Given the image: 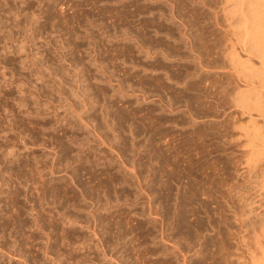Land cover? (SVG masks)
I'll return each instance as SVG.
<instances>
[{"label":"rangeland","instance_id":"rangeland-1","mask_svg":"<svg viewBox=\"0 0 264 264\" xmlns=\"http://www.w3.org/2000/svg\"><path fill=\"white\" fill-rule=\"evenodd\" d=\"M215 1L0 0V242L8 247L6 254L1 251L0 264H181L182 259L197 264L192 257L196 238L193 243L181 237L173 217L186 191L191 214L194 208L192 220L202 216L207 221V205L212 215L216 210L215 222L223 213L229 222L231 246L224 251L215 250L216 245L214 251L208 242L203 264H235L233 257L241 249L236 235L248 224L249 230L256 223L258 227L264 202L230 189L239 175L227 159L238 148L227 143L231 124L226 118L232 109L224 97L220 103L214 100V90L227 82L226 69L216 66L224 59L214 53L212 30L218 27L217 33L224 35L225 26L224 11H219L223 0ZM192 187L209 189L198 194ZM208 193H214L212 198ZM215 195V200L229 198L216 203ZM151 208L157 213L154 226ZM233 210L243 212L236 216L241 224ZM36 215L43 217V227L35 222ZM69 215L78 220L70 217L71 223ZM206 225L204 235L221 240ZM164 232L176 234L175 245Z\"/></svg>","mask_w":264,"mask_h":264},{"label":"bare ground","instance_id":"bare-ground-1","mask_svg":"<svg viewBox=\"0 0 264 264\" xmlns=\"http://www.w3.org/2000/svg\"><path fill=\"white\" fill-rule=\"evenodd\" d=\"M215 1V0H214ZM222 1V0H221ZM216 2V1H215ZM215 6V5H214ZM220 6H222V7H220L219 9V11H221V10H223L224 11V13H222L221 12V14H223V16L225 17L224 19H222V20H225V26L223 27V28H221L220 30L224 33V35L222 34V35H220L219 33H217V29H218V27H215V29L216 30H212V34L214 35V39H215V45H214V47L217 49V51L215 52L214 51V53H215V56L216 55H218L217 57L219 58V55L221 56V57H223V62L222 63H219V64H216V66H220L221 68H220V70L221 69H223V68H225L226 70H224V71H226L225 73H226V76H227V82H226V84H225V86H221L222 87V89H219V90H221V91H219V90H217V91H215L214 90V100L216 99V101H215V103L217 102H219L220 103V98H222V97H224V99H226V103H228V107L227 108H229L228 110H230V109H232V112H231V118L230 119H228V118H226L229 122H230V127H231V134H230V137L227 139L228 140V144L230 145V146H232V147H236V151L237 152H235L234 150H230L229 151V156H228V159H227V161H228V163H232L233 165H234V167H236L235 168V171H236V173L239 175V181H237V182H235V184H233V185H231V191H232V189L233 190H235V191H237V192H243L246 196L248 195V194H250V195H253L252 197H253V200L254 199H256L257 201H263L264 202V0H223V2H222V5L220 4ZM215 8V7H214ZM217 8V7H216ZM213 9V8H212ZM216 10V9H215ZM218 11V10H217ZM219 11H218V13H219ZM179 14V13H178ZM214 14H216L215 12H214ZM174 15V14H173ZM216 16H217V14H216ZM216 16H214L215 18H216ZM219 16H220V14H219ZM152 20V19H151ZM216 21V20H215ZM151 22V21H150ZM216 22H218V21H216ZM219 24H220V22H218ZM222 23V22H221ZM216 25L217 26H219L217 23H216ZM215 25V26H216ZM223 26V25H222ZM219 27H221V26H219ZM218 34H219V36H218ZM134 36V35H133ZM223 37V39L221 40V38ZM187 38V37H186ZM199 38V37H198ZM214 39H213V41H214ZM196 53V52H195ZM170 57V56H169ZM188 57V56H187ZM220 59V58H219ZM217 61H219L218 59H216ZM215 61V60H214ZM221 62V61H220ZM166 63V62H165ZM214 64V65H215ZM151 65V64H150ZM212 66V65H211ZM223 71V70H222ZM137 76V75H136ZM219 79V78H218ZM220 80V79H219ZM108 81V80H107ZM161 81V80H160ZM205 81V80H204ZM213 82H215V81H213ZM220 82V81H219ZM216 85H217V83H216ZM206 86V85H205ZM218 87V86H217ZM216 87V88H217ZM204 89V88H203ZM76 92V91H75ZM77 94V93H76ZM212 96V95H211ZM196 97V96H195ZM81 98V97H80ZM223 101V100H222ZM223 101V102H224ZM214 103V104H215ZM212 104V103H211ZM218 105V104H217ZM87 107V106H86ZM129 111V110H128ZM215 114V113H214ZM127 115V114H126ZM87 116V115H86ZM210 116V115H209ZM227 116V115H226ZM228 117V116H227ZM224 119V118H223ZM7 120V119H6ZM10 121V120H9ZM7 123V122H6ZM108 123V122H107ZM229 124V123H228ZM67 125V124H66ZM227 125V124H226ZM111 127V126H110ZM12 128V127H11ZM46 128V127H45ZM1 130V129H0ZM227 130H229V129H227ZM237 131V132H236ZM100 133V132H99ZM228 133V132H227ZM230 133V132H229ZM40 134V133H39ZM2 135H3V133H2ZM22 135V134H21ZM82 135V134H81ZM75 136V135H74ZM99 136V135H98ZM1 138V137H0ZM4 139V138H3ZM190 139V138H189ZM9 140H11V139H9ZM50 140V139H49ZM62 140V139H61ZM200 140V139H199ZM198 140V141H199ZM57 141V140H56ZM59 141V140H58ZM63 141V140H62ZM69 141V140H68ZM191 141V140H190ZM204 141V140H203ZM208 141V140H207ZM3 142V141H2ZM21 142V141H20ZM102 142V141H101ZM201 142V141H200ZM219 142V141H218ZM222 142V141H221ZM220 142V143H221ZM62 143V142H61ZM34 144V143H33ZM57 144V143H56ZM103 144V143H102ZM214 144V143H213ZM14 145V144H13ZM26 145H27V143H26ZM200 145V144H199ZM5 146V145H4ZM23 146H25V145H23ZM53 146V145H52ZM216 146H218L217 144H216ZM228 146V145H227ZM3 147V146H2ZM8 147V146H7ZM15 147V146H14ZM64 147V146H63ZM44 148V147H43ZM190 148V147H189ZM201 148V147H200ZM209 148V147H208ZM8 149V148H7ZM130 149V148H129ZM151 149H153V148H151ZM205 149H207V148H205ZM215 149V148H214ZM217 149V148H216ZM230 149V148H229ZM48 150V149H47ZM62 150V149H61ZM73 150V149H72ZM78 152V151H77ZM12 153V152H11ZM14 153V152H13ZM157 153V152H156ZM187 153V152H186ZM189 153V152H188ZM199 153V152H198ZM17 154V153H16ZM38 154V153H37ZM14 155V154H13ZM34 155V154H33ZM110 155V154H109ZM108 155V156H109ZM117 155H118V153H117ZM154 155V154H153ZM156 155V154H155ZM154 155V156H155ZM12 156V155H11ZM17 156V155H16ZM111 156V155H110ZM157 156V155H156ZM159 156V155H158ZM203 156V155H202ZM46 157V156H45ZM117 157V156H116ZM172 157V156H171ZM30 158V157H29ZM47 158V157H46ZM153 159V158H152ZM32 160H34V159H32ZM69 160V159H68ZM80 160V159H79ZM122 160V159H121ZM120 160V161H121ZM190 160V159H189ZM204 160H206V159H204ZM217 160V159H216ZM10 161V160H9ZM36 161V160H35ZM44 161H45V159H44ZM52 161V160H51ZM156 161V160H155ZM213 161V160H212ZM34 162V161H33ZM43 162V161H42ZM53 162V161H52ZM187 162V161H186ZM208 162V161H207ZM45 163V162H44ZM58 163V162H57ZM77 163H78V161H77ZM91 163V162H90ZM33 164V163H32ZM39 164V163H38ZM37 164V165H38ZM50 164V163H49ZM163 164V163H162ZM196 164V163H195ZM201 164V163H200ZM23 165V164H22ZM43 165V164H42ZM64 165V164H63ZM202 165V164H201ZM216 165V164H215ZM28 166V165H27ZM34 167H35V164L33 165ZM41 166V165H40ZM68 166V165H67ZM203 166V165H202ZM32 167V166H31ZM44 167V166H43ZM156 167V166H155ZM175 167V166H174ZM209 167V166H208ZM13 168V167H12ZM26 168H28V167H26ZM30 168V167H29ZM38 168V167H37ZM42 168V167H41ZM129 169H131L130 167H128ZM187 168V167H186ZM200 168V167H199ZM19 169V168H18ZM132 169H133V167H132ZM135 169V168H134ZM162 169V168H161ZM171 169V168H170ZM220 169V168H219ZM22 170V169H21ZM36 169H34V171H35ZM42 170H44L43 168H42ZM49 170H51V169H49ZM153 170V169H152ZM168 170V169H167ZM173 170V169H172ZM233 170H234V168H233ZM19 171H20V169H19ZM29 171V170H28ZM108 171V170H107ZM134 171V170H133ZM190 171V170H189ZM20 172H22V171H20ZM25 172V171H24ZM31 172V170L29 171V173ZM36 172V171H35ZM34 172V173H35ZM39 172V171H38ZM37 172V173H38ZM176 172V171H175ZM23 173V172H22ZM21 173V174H22ZM70 173V172H69ZM189 173V172H188ZM202 173V172H201ZM213 173V172H212ZM5 174V173H4ZM32 174V173H31ZM36 174V173H35ZM135 174V173H134ZM152 174V173H151ZM204 174V173H203ZM150 175V174H149ZM154 175V174H153ZM172 175V174H171ZM201 175V174H200ZM236 175V174H235ZM25 176H26V174H25ZM24 176V177H25ZM37 176V175H36ZM64 176V175H63ZM212 176V175H211ZM214 176V175H213ZM40 177V176H39ZM43 177V176H42ZM74 177V176H73ZM136 177V176H135ZM159 177V176H158ZM167 177V176H166ZM228 177V176H227ZM238 177V176H237ZM22 178V177H21ZM27 178H28V176H27ZM30 178V177H29ZM23 179V178H22ZM25 179V178H24ZM137 179V178H136ZM155 179V178H154ZM209 179H210V177H209ZM234 179V178H233ZM5 180V179H4ZM27 180V179H26ZM32 180V179H31ZM110 180V179H109ZM150 180V179H149ZM172 180V179H171ZM236 180V179H235ZM13 181V180H12ZM120 181V180H119ZM118 181V182H119ZM202 181V180H201ZM1 182H2V180H1ZM19 183H20V181H18ZM22 182V181H21ZM25 182V181H24ZM28 182H30L29 180H28ZM154 182V181H153ZM200 182V181H199ZM205 182H207V180L205 181ZM209 182H211V180L209 181ZM214 181H212V183H213ZM12 183H14V182H12ZM41 183V182H40ZM138 183V182H137ZM162 183V182H161ZM189 183V182H188ZM197 183V182H196ZM204 183V182H203ZM202 183V184H203ZM208 183V182H207ZM217 182H215V184H216ZM234 183V182H233ZM42 184V183H41ZM40 184V185H41ZM64 184V183H63ZM88 184V183H87ZM111 184V183H110ZM122 184V183H121ZM168 184V183H167ZM205 184V183H204ZM203 184V185H204ZM211 184V183H210ZM214 184V183H213ZM232 184V183H231ZM23 185H24V183H23ZM102 185V184H101ZM104 185V184H103ZM108 185V184H107ZM145 185V184H144ZM157 185V184H156ZM221 185V184H220ZM14 186V185H13ZM78 186V185H77ZM163 186V185H162ZM165 186L167 187V190L169 189V188H171V187H169V185L167 186L166 184H165ZM215 186V185H214ZM79 187V186H78ZM109 187H110V185H109ZM136 187V186H135ZM139 187V186H138ZM178 187V186H177ZM204 187V186H203ZM203 187H202V189H203ZM213 187V186H212ZM211 187V188H212ZM216 187H218V186H215V187H213V188H216ZM17 188V187H16ZM34 188V187H33ZM44 188V187H43ZM48 188H50V187H48ZM151 188V187H150ZM189 188V187H188ZM192 188H194V187H192ZM196 188V187H195ZM194 188V189H195ZM199 188V187H198ZM201 188V187H200ZM199 188V189H200ZM209 188H210V186H209ZM208 188V189H209ZM210 188V189H211ZM213 188H212V190H210V192L211 191H215V190H213ZM219 188V187H218ZM20 189V188H19ZM31 189V188H30ZM29 189V190H30ZM35 189H36V187H35ZM93 189H95V188H93ZM164 189V188H163ZM186 189V188H185ZM207 189V188H206ZM206 189H205V191H203L204 193H207L208 192V189H207V192H206ZM18 190V189H17ZM37 190V189H36ZM50 190V189H49ZM57 190V189H56ZM85 190V189H84ZM90 190V189H89ZM103 190V189H102ZM113 190V189H112ZM111 190V191H112ZM142 190V189H141ZM162 190V189H161ZM165 191H167L166 189H164ZM170 190V189H169ZM187 190V189H186ZM185 190V191H186ZM197 189H195L194 191H196ZM220 190V188L218 189V191ZM222 190V189H221ZM42 190H40L39 192H41ZM171 191V190H170ZM170 191H168V192H170ZM184 191V190H183ZM184 191V192H185ZM190 191H192V192H190V195H191V193H193L192 195H195V193L193 192V190H190ZM198 192H199V190H197ZM201 191V190H200ZM229 191V190H228ZM14 192V191H13ZM20 192V191H19ZM26 192V191H25ZM45 192H46V190H45ZM118 191H116V193H117ZM148 192H150V191H148ZM153 192V191H152ZM167 192V193H168ZM172 192V191H171ZM180 192V191H179ZM186 192H188V191H186ZM185 192V193H186ZM203 192H199L198 194H200V193H202V194H204ZM221 192V191H220ZM226 192V191H225ZM233 192V191H232ZM17 193V192H16ZM23 193V192H22ZM113 193V192H112ZM144 193H146V190H145V192ZM144 193H143V195H144ZM154 193V192H153ZM153 193L151 194V195H153ZM164 193V192H163ZM166 193V194H167ZM183 194V197H181L182 199H180V200H178L179 201V204L176 206V208H175V211H174V214L175 215H173V217H177V225H178V227H179V229H180V232H178V234H180V236L181 237H187V239H191L192 237H194V238H196L195 239V242L197 243V245H198V249L196 250V251H194V254H192V257H194V256H196L197 257V259L195 260L194 259V261H198V263L197 262H194V263H197V264H203V262H206L205 260H207L206 258V256H207V254H206V251H207V249H208V247H207V243L209 242V244H211L212 245V249H213V246H215L216 247V245L218 246L217 248H215V250L216 249H218V250H220V249H224V251H225V249L226 248H229V246L227 245V244H230L229 243V240L227 241V239L229 238H227V235H226V233H227V231H228V226H229V222L226 220V218H224L225 217V215H224V217H222V215L224 214H220L221 215V218H219L220 216H219V213L217 214V216H219L218 218L219 219H217V217H216V219L218 220V222L216 221H214V218H213V215L215 214V212H216V210H215V212H214V214L212 215V211L210 212V209H206V207H207V205H206V203H205V205H206V207L204 208L205 210L203 211V209L201 210V211H203L204 212V214L206 213V215H207V223H205V221H203V218H202V216H199V215H197V214H199V213H197V212H195V213H197L196 215L197 216H199V217H197V218H195L194 217V220H192L191 219V217H192V214H193V209H192V214L190 213V208H189V204H190V198L188 197V195H186V194ZM19 194V193H18ZM37 194V193H36ZM48 194V193H47ZM85 194V193H84ZM147 194H149V193H147ZM165 194V195H166ZM187 194H189V193H187ZM197 194V195H198ZM209 194V193H208ZM212 194H214V193H212ZM212 194L210 195L211 196V198H212ZM218 194H219V192H218ZM217 194V196H220V194L218 195ZM226 194V193H225ZM64 195V194H63ZM115 195V194H114ZM125 195V194H124ZM160 195V194H159ZM178 195V194H177ZM191 195V196H192ZM207 195V194H206ZM222 195V194H221ZM227 195V194H226ZM39 196V195H38ZM89 196V195H88ZM116 196V195H115ZM114 196V197H115ZM126 196V195H125ZM128 196V195H127ZM199 196L200 195H198L197 197L199 198ZM209 196V197H210ZM214 196V195H213ZM216 195H215V197H213V199L215 200V198L217 197ZM17 197V196H16ZM67 197V196H66ZM90 197V196H89ZM107 197V196H106ZM118 198H119V196H117ZM116 197V198H117ZM149 197V196H148ZM151 197V196H150ZM153 197H154V195H153ZM168 197H170V196H168ZM197 197L196 198H194L195 200L197 199ZM202 197H203V195H202ZM245 197V196H244ZM12 198V197H11ZM51 198V197H50ZM54 198V197H53ZM59 198V197H58ZM74 198V197H73ZM109 198V197H108ZM115 198V199H116ZM117 198V199H118ZM144 198V197H143ZM166 198V197H165ZM179 198V197H178ZM229 197H227L226 198V200L228 199ZM36 199H38V197L36 198ZM42 199V198H41ZM48 199V198H47ZM55 199V198H54ZM78 199V198H77ZM92 199V198H91ZM114 199V200H115ZM127 199V198H126ZM168 199V198H167ZM192 199V198H191ZM212 199V200H213ZM217 199H219L218 200V202L222 199V197L220 198H217ZM216 199V200H217ZM241 199V198H240ZM246 199H248V198H246ZM14 200V199H13ZM16 200V199H15ZM14 200V201H15ZM27 200V199H26ZM45 200V199H44ZM94 200V199H93ZM110 200H111V198L109 199V201L108 202H110ZM120 200V199H119ZM147 200V199H146ZM153 200H154V198H153ZM166 200V199H165ZM176 200H177V198H176ZM203 200V199H202ZM213 200V201H214ZM215 200V201H216ZM224 202H227L226 200H224V199H222ZM221 200V201H222ZM250 200V199H249ZM255 200V201H256ZM48 201V200H47ZM64 201V200H63ZM157 201V200H156ZM211 201V200H210ZM247 201V200H246ZM251 202H253L252 200H250ZM254 201V202H255ZM15 202H17V201H15ZM31 202V201H30ZM34 202V201H33ZM37 202V201H36ZM39 202V201H38ZM41 202V201H40ZM44 202V201H43ZM98 202V201H97ZM104 202V201H103ZM112 202H114L113 201V199H112ZM152 202V201H151ZM193 202V201H192ZM217 201H216V203H218ZM223 202V204L225 205V203ZM230 202V201H229ZM32 203V202H31ZM107 203V202H106ZM111 203V202H110ZM119 203V202H118ZM133 203V202H132ZM161 203V202H160ZM204 203V202H203ZM213 203H215V202H213ZM212 203V204H213ZM233 203V202H232ZM232 203H230V204H232ZM256 203V205L258 204L259 205V203H257V202H255ZM3 204V203H2ZM5 204V203H4ZM14 204H16V203H14ZM108 204V203H107ZM143 204V203H142ZM151 204V203H150ZM198 204H201V202L200 203H198ZM220 204V203H219ZM228 203H226V205H227ZM229 204V205H230ZM251 205H253L254 203H250ZM260 204H263L264 205V203H260ZM36 205H38V204H36ZM49 205V204H48ZM50 205H51V203H50ZM147 205V204H146ZM157 205V204H156ZM221 206H222V204H220ZM249 205V204H248ZM251 205H250V207H251ZM46 206V205H45ZM62 206V205H61ZM98 206V205H97ZM101 206V205H100ZM111 206V205H110ZM151 206H152V204H151ZM200 206V205H199ZM202 206V205H201ZM215 206H217V205H215ZM220 206V209L221 208H226V206L224 207H221ZM262 206V205H261ZM18 207V206H17ZM33 207H35V205L33 206V204H32V213H33ZM41 207V206H40ZM104 207V206H103ZM147 207H148V205H147ZM168 207V206H167ZM203 207H204V204H203ZM202 207V208H203ZM240 207V206H239ZM264 207V206H263ZM30 208H31V206H30ZM59 208V207H58ZM149 208V207H148ZM173 208V207H172ZM200 208V207H199ZM208 208V207H207ZM230 208H231V206H230ZM233 208V207H232ZM235 208H236V206H235ZM36 209V208H35ZM107 209V208H106ZM201 209V208H200ZM218 209V208H217ZM227 209V208H226ZM264 209V208H263ZM1 210V209H0ZM29 210V209H28ZM40 209L38 208V211H39ZM47 210V209H46ZM55 210V209H54ZM103 210V209H102ZM155 210V209H154ZM153 210V208H151V213H152V215H153V217L152 218H150V222L152 223V225L153 224H156V216H154V215H157V213L155 212ZM156 210H157V208H156ZM161 210V209H160ZM196 210V209H195ZM237 210V209H236ZM250 210V209H249ZM257 210V209H256ZM35 211H37V209L35 210ZM34 211V212H35ZM57 211V210H56ZM218 211V210H217ZM222 211V210H221ZM226 211V210H225ZM238 211V210H237ZM29 212V211H28ZM48 212V211H47ZM59 212V211H58ZM170 212H172V211H170ZM198 212H200L199 211V209H198ZM233 212V217L235 218V220L237 221V223H240V222H242V219H240V218H236V216H238V217H240L239 215H241L240 213H243V212H240V213H237L236 211L234 212V210L232 211ZM16 213V212H15ZM38 213V216H39V214H40V212H37ZM150 213V211H149V214H151ZM210 213V214H209ZM34 214V213H33ZM36 214V213H35ZM34 214V215H35ZM48 214V213H47ZM57 214H59V213H57ZM70 214V213H69ZM92 214H95L94 212L92 213ZM91 214V215H92ZM125 214V213H124ZM146 214H147V212H146ZM159 214V213H158ZM202 214V213H201ZM200 214V215H201ZM238 214V215H237ZM32 215V214H31ZM45 215V214H44ZM76 215V214H75ZM114 215V214H113ZM250 215V214H249ZM16 216H19V215H15V217ZM37 215H36V217H35V219H34V217L32 218L31 216V219H34L35 220V222L38 224V223H40V222H42V218H41V216L40 217H38ZM71 216H73L72 214H71ZM70 215L69 216H67L69 219H70V217H71ZM92 216H94V215H92ZM128 216V215H127ZM140 216V215H139ZM193 216H195V214H193ZM243 216H245V215H243ZM20 217V216H19ZM76 217H78L77 215H76ZM95 217V216H94ZM123 217V216H122ZM147 217V216H146ZM158 217V216H157ZM161 217V216H160ZM165 217V216H164ZM262 217H264V216H262ZM260 218V219H262V221H261V223H260V221H259V225H258V227L256 228V227H254L256 224H258V223H256L253 227H251V230H249L250 229V224H248V229H246V227L243 229V227H241V225H240V227L243 229V231L241 230L240 232H236V231H233V232H236L237 233V235H236V239H235V241L239 244V245H237V247L239 246V248H241L239 251L238 250H236V251H238V254H237V256L235 257V255H234V259H235V264H245V263H248V264H264V220H263V218ZM7 218V217H6ZM18 218V217H17ZM17 218H15V219H17ZM45 218V217H44ZM54 218V217H53ZM72 219L73 218H75V217H71ZM92 218V217H91ZM97 217H95V219H96ZM159 218V217H158ZM161 218H163V217H161ZM160 218V219H161ZM243 218V217H242ZM12 219V218H11ZM19 219V218H18ZM17 219V220H18ZM21 219V218H20ZM49 219V218H48ZM58 219V218H57ZM72 219H70V221H71V223H72ZM126 219H127V217H126ZM147 219H148V217H147ZM146 219V220H147ZM165 219V218H164ZM164 219H162L161 221H160V223L161 222H164ZM168 219H170V218H168ZM167 219V220H168ZM206 219V218H205ZM215 219V220H216ZM255 219V218H254ZM254 219H253V221H254ZM13 220V219H12ZM17 220H14L15 222V224H16V222H17ZM65 220V219H64ZM74 220H78V218H76V219H73V221ZM80 220L81 219H79V221H78V223L80 222ZM97 220V219H96ZM99 220V219H98ZM149 220V219H148ZM166 220V219H165ZM31 221H33V220H31ZM44 221L46 222V220L44 219ZM67 221V220H66ZM93 221H95L94 219H93ZM100 221V220H99ZM99 221H98V223H99ZM106 221V220H105ZM239 221V222H238ZM244 221L245 220H243V223H244ZM6 222V221H5ZM21 222V221H20ZM19 222V223H20ZM24 222V221H23ZM30 222V221H29ZM54 222V221H53ZM82 222H83V220H82ZM112 222V221H111ZM114 222V221H113ZM167 222V221H166ZM170 222V221H169ZM234 222V221H233ZM255 222V221H254ZM14 223H12V224H14ZM18 223V224H19ZM32 223H34V222H32ZM43 223L44 222H42V226L41 227H43ZM57 223V222H56ZM59 223V222H58ZM119 223V222H118ZM133 223V222H132ZM236 223V224H237ZM4 224H7V223H4ZM21 224H22V222H21ZM27 224V223H26ZM37 224H36V227H37ZM75 224V223H74ZM81 224V223H80ZM86 224V223H85ZM93 224H94V222H93ZM101 224V223H100ZM174 224V223H173ZM205 224H208V226L210 227V229L212 230V231H214L215 230V232L217 233V235H220L219 236V238L221 239V240H218V241H215V239H216V237L217 236H215V239H213V236L212 237H210L209 236V238L208 237H206L205 235H204V231L206 232L207 230H206V227H205ZM231 224H232V221H231ZM241 224V223H240ZM251 224H253V223H251ZM1 225H2V223H1ZM24 225V224H23ZM31 225V224H30ZM33 225V224H32ZM31 225V226H32ZM39 225H41V224H39ZM168 225V224H167ZM7 226V225H6ZM21 226V225H20ZM34 226H35V224H34ZM46 226V225H45ZM50 226V225H49ZM78 226V225H77ZM85 226V225H84ZM103 226V225H102ZM101 226V227H102ZM128 226V225H127ZM154 226V225H153ZM153 226H152V228H153ZM158 226V225H157ZM169 226V225H168ZM168 226H165L166 228L168 227ZM207 226V225H206ZM207 226V227H208ZM231 226V225H230ZM24 226H22L21 228H23ZM33 227V226H32ZM35 227V228H36ZM39 227V226H38ZM37 227V228H38ZM61 227V226H60ZM74 227H76V226H74ZM93 227V226H92ZM98 227V226H97ZM116 227V226H115ZM161 227V226H160ZM165 227H163V228H165ZM173 227V226H172ZM238 227H239V225H238ZM48 228V227H47ZM88 228V227H87ZM106 228V227H105ZM126 228V227H125ZM130 228V227H129ZM141 228V227H140ZM159 228V227H158ZM163 228H161V230L163 229ZM166 228H165V230H166ZM241 228H239V229H241ZM12 229H13V227H12ZM41 229V228H40ZM45 229H46V227H45ZM80 229V228H79ZM98 229V228H97ZM229 229H232L231 227L229 228ZM5 230V229H4ZM6 230H8V229H6ZM14 230H16V226H15V228H14ZM17 230H18V227H17ZM19 230H20V228H19ZM19 230L17 231L18 233H19ZM23 230V229H22ZM72 230V229H71ZM85 230V229H84ZM103 230V229H102ZM164 230V229H163ZM164 230V231H165ZM167 230H168V228H167ZM166 230V231H167ZM172 230H173V228H172ZM210 230V231H211ZM21 231V230H20ZM34 231V230H33ZM42 231V230H41ZM44 231V230H43ZM50 231V230H49ZM63 231V230H62ZM74 231V230H73ZM76 231V230H75ZM174 231V230H173ZM237 231H239V230H237ZM16 232V233H17ZM72 232V231H71ZM79 232V231H78ZM128 232V231H127ZM161 232V231H160ZM163 232V231H162ZM161 232V233H162ZM175 232V231H174ZM230 232L232 233V231L230 230ZM15 233V232H14ZM15 233V234H16ZM17 233V234H18ZM43 233V232H42ZM45 233V232H44ZM60 233H61V231H60ZM94 233H95V231H94ZM164 233H166V232H164ZM163 233V234H164ZM177 233V232H176ZM208 233V232H207ZM207 233H205L206 235H210L209 233L207 234ZM13 233H12V231H11V235H12ZM62 234V233H61ZM96 234V233H95ZM94 234V235H95ZM116 234H118V233H116ZM126 234V233H125ZM131 234V233H130ZM154 234V233H153ZM158 234V233H157ZM160 234V233H159ZM158 234V235H159ZM21 235V234H20ZM46 235V234H45ZM79 235V234H78ZM99 235V234H98ZM176 235V234H175ZM175 235L173 234V232H168V233H166V237L168 238V240H169V242L170 241H172V243L171 244H174L173 243V239H176V238H174L175 237ZM235 235V234H234ZM10 236V235H9ZM30 236V235H29ZM47 236H48V234H47ZM51 236V235H50ZM70 236V235H69ZM153 236V235H152ZM18 237V236H17ZM16 237V238H17ZM28 237V236H27ZM32 237V236H31ZM42 237V236H41ZM46 237V236H45ZM74 237V236H73ZM101 237V236H100ZM132 237V236H131ZM137 237V236H136ZM163 237H165V234H164V236ZM235 237V236H234ZM233 237V238H234ZM2 238H4V237H2ZM14 238V237H13ZM12 238V239H13ZM19 238V237H18ZM24 238V237H23ZM38 238H39V236H38ZM77 238V237H76ZM109 238H111L110 236H109ZM155 238H157V237H155ZM162 238V237H161ZM178 238V237H177ZM180 238V237H179ZM193 238V239H194ZM208 238V241L206 240ZM218 238V237H217ZM231 238V237H230ZM15 239V238H14ZM26 239V238H25ZM24 239V240H25ZM28 239V238H27ZM48 239H50V238H48ZM66 239H67V237H66ZM103 239V238H102ZM105 239V238H104ZM165 239V238H164ZM186 239V238H185ZM232 239V238H231ZM4 240V239H3ZM2 240V241H3ZM19 240V239H18ZM73 240V239H72ZM109 240V239H108ZM125 240V239H124ZM167 240V239H166ZM177 240V239H176ZM182 240V239H181ZM192 240V239H191ZM26 241H28V240H26ZM31 241H32V239H31ZM63 241H64V239H63ZM123 241V240H122ZM175 241V240H174ZM180 241V240H179ZM194 240H192V242H193ZM3 242H5V241H3ZM29 242V241H28ZM52 242V241H51ZM71 242V241H70ZM107 242V241H106ZM166 242V241H165ZM183 242H187V241H183ZM228 242V243H227ZM231 242V241H230ZM1 243V242H0ZM19 243V242H18ZM63 243V242H62ZM99 243H100V240H99ZM166 243H168V242H166ZM178 243V242H177ZM194 243V242H193ZM195 243V244H196ZM6 244H7V242H6ZM114 244H116V243H114ZM161 244V243H160ZM188 244V243H187ZM189 244L191 245L192 243H190V241H189ZM8 245H9V243H8ZM21 245V244H20ZM42 245H44V244H42ZM49 245V244H48ZM59 245H60V243H59ZM65 245H67V244H65ZM86 245V244H85ZM108 245V244H107ZM142 245V244H141ZM159 245V244H158ZM175 245V244H174ZM184 245V244H183ZM194 245V244H193ZM192 245V246H193ZM11 246H13L14 247V244L13 245H11ZM23 246V245H22ZM55 246V245H54ZM100 246H101V244H100ZM109 246V245H108ZM186 246V245H185ZM209 246V245H208ZM226 246H228V247H226ZM230 246H231V244H230ZM7 247V246H6ZM5 247V243H1L0 244V254H1V251L3 252L5 249L4 248H6ZM10 247V246H9ZM13 247L11 248V249H13ZM18 247V246H17ZM16 247V248H17ZM42 247V246H41ZM48 247V246H47ZM68 247V246H67ZM66 247V248H67ZM116 247H117V245H116ZM122 247V246H121ZM139 247V246H138ZM236 247V245L235 246H233V248H232V250L234 249ZM8 248V247H7ZM6 248V249H7ZM21 249H22V247H20ZM29 248V247H28ZM43 248V247H42ZM170 248V247H169ZM176 248H179V246L178 247H176ZM192 248H194L195 249V246L194 247H192ZM41 249V248H40ZM57 249H59V248H57ZM159 249V248H158ZM162 249V248H161ZM172 249H173V245H172V248H171V251H172ZM50 250V249H49ZM137 250V249H136ZM154 250V249H153ZM157 250V249H156ZM174 250H176V249H174ZM210 250V249H209ZM214 250V249H213ZM214 250V251H215ZM227 250V249H226ZM231 250V249H230ZM235 250H233L234 251V253H235ZM13 251L15 252V249H13ZM16 251H17V249H16ZM32 251V250H31ZM45 251V250H44ZM47 251V250H46ZM45 251V252H46ZM82 251V250H81ZM103 251V250H102ZM111 251V250H110ZM161 251H163V250H161ZM169 251V250H168ZM177 252L179 251V250H176ZM221 251H223V250H221ZM220 251V252H221ZM8 252H9V250H8ZM12 252V251H11ZM20 252V251H19ZM19 252H18V255H21V254H19ZM23 252V251H22ZM51 252V251H50ZM157 252V251H156ZM155 252V253H156ZM166 252V251H165ZM170 252V251H169ZM175 252V251H174ZM230 252V251H229ZM228 252V253H229ZM7 252H6V250H5V254H6ZM25 253V252H24ZM75 253V252H74ZM109 253V252H108ZM119 253V252H118ZM159 253V252H158ZM163 253V252H162ZM180 253V252H179ZM185 253V252H184ZM193 253V252H192ZM219 253V252H218ZM223 253H225V252H222V254ZM228 253H226L227 255H228ZM237 253V252H236ZM13 254V253H12ZM12 254H10L11 256H12ZM15 254V253H14ZM13 254V255H14ZM16 254H17V252H16ZM15 254V255H16ZM52 254V253H51ZM69 254V253H68ZM117 254V253H116ZM120 254V253H119ZM177 253H175V255H176ZM183 254V253H182ZM216 254H217V252H216ZM14 255V256H15ZM18 255H16V256H18ZM26 255V254H25ZM48 255H50V254H48ZM157 255V254H156ZM171 255V254H170ZM172 255H173V253H172ZM178 255V254H177ZM180 255V254H179ZM15 256V257H16ZM21 256H23V255H21ZM41 256V255H40ZM50 256H52V255H50ZM152 256V255H151ZM181 256V255H180ZM184 256V255H183ZM186 256V255H185ZM231 256V255H230ZM2 257V256H1ZM54 257H55V255H54ZM109 257V256H108ZM122 257H124V256H122ZM121 257V258H122ZM136 257V256H135ZM174 257V256H173ZM187 257H189V256H187ZM229 257V256H228ZM243 257H247V260H246V258H244V260H242L243 259ZM21 258V257H20ZM52 258V257H51ZM50 257H49V259H51ZM130 258V257H129ZM143 258V257H142ZM181 258V257H180ZM190 258V257H189ZM195 258V257H194ZM225 258V257H224ZM25 259H26V256H25ZM30 259V258H29ZM77 259V258H76ZM112 259V258H111ZM125 259V258H124ZM163 259V258H162ZM226 260H227V258H225ZM229 259H232V258H230L229 257ZM20 260V259H19ZM22 260V259H21ZM28 260V259H27ZM59 260V259H58ZM166 260H167V258H166ZM177 260V259H176ZM180 260V259H179ZM233 260V259H232ZM232 260H230V261H232ZM243 261V262H240V261ZM246 260V261H245ZM17 261V260H16ZM53 261L55 262V260L53 259ZM62 261V260H61ZM115 263L117 262V261H115V260H113ZM171 261V260H170ZM211 261V260H210ZM244 261H245V263H244ZM249 261V262H248ZM20 262V261H19ZM23 262V261H22ZM39 262V261H38ZM163 260H162V264H163ZM165 262H168V260L167 261H165ZM214 262V261H213ZM233 262V261H232ZM49 263H50V260H49ZM59 263V262H58ZM66 263V262H65ZM76 263V262H75ZM118 263V262H117ZM120 263V262H119ZM172 263V262H171ZM173 263H175V262H173ZM212 263V262H211ZM210 262H209V264H211ZM214 263H216V262H214ZM226 263H227V261H226ZM226 263H222V264H226ZM229 263V262H228ZM22 264H24V263H22ZM51 264H52V262H51ZM133 264V263H132ZM167 264V263H166ZM170 264V263H169ZM181 264H185V262H184V259H182V263ZM188 264H190V263H188ZM206 264V263H205ZM213 264V263H212ZM216 264H218V263H216ZM230 264H232V263H230Z\"/></svg>","mask_w":264,"mask_h":264}]
</instances>
